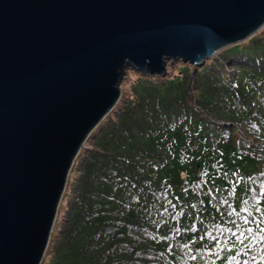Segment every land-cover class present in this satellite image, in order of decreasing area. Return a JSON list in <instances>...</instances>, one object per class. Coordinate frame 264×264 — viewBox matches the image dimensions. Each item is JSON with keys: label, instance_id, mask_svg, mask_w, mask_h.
I'll use <instances>...</instances> for the list:
<instances>
[{"label": "trees", "instance_id": "obj_1", "mask_svg": "<svg viewBox=\"0 0 264 264\" xmlns=\"http://www.w3.org/2000/svg\"><path fill=\"white\" fill-rule=\"evenodd\" d=\"M128 73L44 264H264V28L198 66Z\"/></svg>", "mask_w": 264, "mask_h": 264}, {"label": "water", "instance_id": "obj_2", "mask_svg": "<svg viewBox=\"0 0 264 264\" xmlns=\"http://www.w3.org/2000/svg\"><path fill=\"white\" fill-rule=\"evenodd\" d=\"M263 28L264 0H0V264H44L127 70L198 66Z\"/></svg>", "mask_w": 264, "mask_h": 264}, {"label": "rangeland", "instance_id": "obj_3", "mask_svg": "<svg viewBox=\"0 0 264 264\" xmlns=\"http://www.w3.org/2000/svg\"><path fill=\"white\" fill-rule=\"evenodd\" d=\"M178 61H179V60H178ZM171 62L173 63V62H174V60L170 61V62L168 63V65H169ZM175 62H176V61H175ZM168 65H167V68H168ZM129 70H131V69H129ZM129 70H127V73H126L125 77H126L127 75H128V76H130V75H131V74H129V73H128V71H129ZM166 72H167V71H166ZM123 81H124V79H123ZM123 81H122V84H123ZM122 84H121V85H122ZM121 90H122V88H121ZM122 92H123V91H122ZM62 208H63V206H62ZM61 210H62V209H61ZM55 233L57 234V232H56V231H55ZM53 239H54V238H53Z\"/></svg>", "mask_w": 264, "mask_h": 264}, {"label": "clouds", "instance_id": "obj_4", "mask_svg": "<svg viewBox=\"0 0 264 264\" xmlns=\"http://www.w3.org/2000/svg\"><path fill=\"white\" fill-rule=\"evenodd\" d=\"M63 206V205H62ZM61 214V213H60ZM60 216V215H59Z\"/></svg>", "mask_w": 264, "mask_h": 264}]
</instances>
